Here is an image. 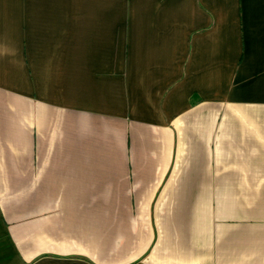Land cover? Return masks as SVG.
I'll list each match as a JSON object with an SVG mask.
<instances>
[{
    "label": "crops",
    "instance_id": "obj_1",
    "mask_svg": "<svg viewBox=\"0 0 264 264\" xmlns=\"http://www.w3.org/2000/svg\"><path fill=\"white\" fill-rule=\"evenodd\" d=\"M0 264H264V0H0Z\"/></svg>",
    "mask_w": 264,
    "mask_h": 264
}]
</instances>
